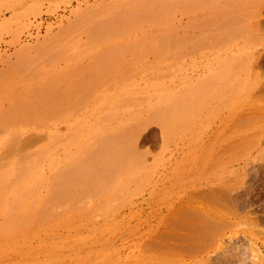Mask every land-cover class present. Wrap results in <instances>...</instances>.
Here are the masks:
<instances>
[{
	"label": "rangeland",
	"instance_id": "1",
	"mask_svg": "<svg viewBox=\"0 0 264 264\" xmlns=\"http://www.w3.org/2000/svg\"><path fill=\"white\" fill-rule=\"evenodd\" d=\"M0 129V264H264V0H0Z\"/></svg>",
	"mask_w": 264,
	"mask_h": 264
},
{
	"label": "bare ground",
	"instance_id": "2",
	"mask_svg": "<svg viewBox=\"0 0 264 264\" xmlns=\"http://www.w3.org/2000/svg\"><path fill=\"white\" fill-rule=\"evenodd\" d=\"M123 95H126V92H125V94H124V92H123ZM139 95H140V94H139ZM125 97H126V96H125ZM125 97H124V99H121V100H120V101H121V104H120V105H119V104H118V105L115 104V106H116V107H117V106H122V105H124V104H122L123 102H126V101L128 102V101L131 100L130 98H129V99H130V100H129V99H126V98H128V97H126V98H125ZM136 97H137V94H136ZM141 97H142V96H141ZM145 97H146V96H145ZM145 97H144V98L142 97V98H143L144 100L147 101L148 98L146 97V98H147V99H146ZM133 98H134V97H133ZM143 99H142V101H143ZM112 100H113V99H112ZM123 100H126V101H123ZM138 100H139V96H138ZM153 100H154V99H153ZM113 101H115V100H113ZM116 101L118 102L119 100L116 99ZM120 101H119V102H120ZM122 101H123V102H122ZM131 101H132V100H131ZM146 101H145V102H146ZM143 102H144V101H143ZM112 103H113V106H110V107L113 108V107H114V102H112ZM132 103H133V102H132ZM134 104H135V103H134ZM142 104H143V103H142ZM142 104H141V105H142ZM145 104H146V103H145ZM153 104H154V103H153ZM127 105H128V104H127ZM129 105H132V104H129ZM135 105L138 106L139 104H135ZM143 105H144V104H143ZM147 105H148V104H147ZM106 106H107V105H106ZM106 106H104V109L107 108ZM137 106H135V107H137ZM150 106H151V105H150ZM47 107H48V106H47ZM124 107H125V106H124ZM126 107H127V106H126ZM131 107H132V106H131ZM131 107H130V108H131ZM142 107H143V106H142ZM142 107L140 106V108H142ZM175 107H177V106H175ZM175 107L173 106V108H175ZM145 108H147V107H145ZM173 108H172V109H173ZM107 109H108V108H107ZM107 109H105V111H106ZM110 109H111V108H109L108 110H110ZM125 109H126V108H125ZM132 109L134 110L135 108H131V110H132ZM136 109L140 110V109H139V106H138ZM143 109H144V108H143ZM159 109H161V108H159ZM162 109H163V108H162ZM165 109H166V107H165ZM172 109H171V110H172ZM177 109H178V108H177ZM179 109H180V108H179ZM112 110H114V109H112ZM117 110H121V109H117ZM149 110L151 111V109H149ZM149 110H148V111H149ZM46 111H47V110H46ZM126 111H127V110H126ZM156 111H158V109H156ZM163 111H164V109H163ZM163 111H162V112H163ZM182 111H184L183 108H182ZM182 111H181V112H182ZM108 112H109V111H106V112H105L106 115L108 114ZM128 112H129V111H128ZM128 112H125V114L128 113ZM131 112H132V111H131ZM143 112H144V111H143ZM143 112H142V113H143ZM153 112H154V111H153ZM160 112H161V111H160ZM110 113H111V112H110ZM123 113H124V112H121V115H120V113H118V114L122 117V116H124V115H122ZM132 113H133V112H132ZM139 113H140V111H139ZM155 113H156V112H155ZM155 113H154V114H155ZM182 113H183V112H182ZM100 114H101V113H100ZM118 114H116V115H118ZM133 114H134V113H133ZM152 114H153V113H152ZM154 114H153V115H154ZM160 114H161V113H160ZM173 114H174V113H173ZM175 114H176V112H175ZM116 115H115V116H116ZM119 115H118V116H119ZM140 115H141V114H140ZM147 115H148V114H147ZM156 115H157V114H156ZM91 116H92V115H91ZM103 116H105V115H103ZM115 116H113V117L115 118ZM120 116H119V118H120ZM126 116H127V115H126ZM136 116L138 117V114H137ZM136 116H135V117H136ZM141 116H142V115H141ZM165 116H166V115H165ZM182 116H183V115H182ZM99 117H100V116H99ZM99 117H98V118H99ZM130 117H131V116H130ZM132 117H133V116H132ZM135 117H134V118H135ZM154 117H155V116H154ZM160 117H162V116H160ZM160 117H159V120L162 119V118H160ZM163 117H164V116H163ZM175 117L178 118L177 114L175 115ZM101 118H102V116H101ZM105 118H106V116H105ZM110 118H111V115H110ZM116 118H117V117H116ZM116 118L113 119V120L116 121ZM134 118H132V119H134ZM155 118H157V117H155ZM166 118H167V117H166ZM171 118H172V117H171ZM107 119H109V118H107ZM111 119H112V118H111ZM173 119H174V118H173ZM178 119H179V118H178ZM123 120H124V119H123ZM123 120H122V121H123ZM155 120H158V119H155ZM165 120H167V119H165ZM108 121H109V120H108ZM118 121H119V120H118ZM171 121H172V120H171ZM102 122H103V119H102ZM102 122H101V123H102ZM105 122H106V121H105ZM156 122H158V121H156ZM95 123L97 124L96 121H95ZM101 123H100V124H101ZM116 123H117V122H116ZM43 124H44V123H43ZM79 124H80V123H79ZM104 124H105V123H104ZM118 124H119V123H118ZM138 124H140V123H138ZM156 124H157V123H156ZM162 124H163V123H162ZM40 125H42V124H40ZM98 125H99V124H98ZM98 125H96V126H98ZM135 125H136V123H135ZM165 125H166V124H165ZM169 125H170V123H169ZM8 126H9V124H8ZM42 126H43V125H42ZM76 126H77V125H76ZM80 126H81V125H80ZM104 126H105V125H104ZM129 126H130V125H129ZM137 126H138V125H137ZM9 127H10V126H9ZM9 127H8V128H9ZM116 127H117V126H116ZM116 127H115V128H116ZM120 127H121V126H120ZM124 127H126V124H125ZM133 127H134V126H133ZM166 127H167V126H166ZM8 128H7V129H8ZM82 128H83V127H82ZM127 128H128V127H127ZM136 128H137V127H136ZM162 128H163V127H162ZM167 128H168V127H167ZM167 128H166V129H167ZM7 129H5V130H7ZM72 129H73V128H72ZM102 129H103V128H102ZM104 129H105V127H104ZM121 129H123V127H122ZM40 130H41V129H40ZM40 130H39V131H40ZM45 130H46V129H45ZM81 130H82V129H81ZM126 130H127V129H126ZM16 131H17V130H16ZM115 131H116V130H115ZM122 131H123V130H122ZM0 132L2 133V130H1V129H0ZM18 132H20V131H18ZM18 132L16 133V134H18V135L12 134V132H10L11 135H13V136L10 135V137L13 138V141H12L11 139H9V140H5V143H4V144H5V148H6V147H7V148H8V147L11 148L12 144H14V145L16 146V144H17L16 142H18V141L20 142V140L22 139V136L25 135V134L18 133ZM7 133L10 134L9 132H7ZM44 133L47 134L45 131H44ZM50 133H51V132H50ZM99 133H100V132H99ZM99 133L97 134L98 136H99ZM112 133H114V131H112ZM115 133L117 134V132H115ZM122 133H123V132H122ZM20 134H21V137L19 136ZM33 134H35V133H33ZM38 134H39V138H37V137H36V138L39 139V142H42V141L40 140V136H41V139L45 138L46 136L42 137V135H44L42 132L37 133V136H38ZM40 134H41V135H40ZM70 134H71V133H70ZM82 134H83V133H82ZM116 134H113V135H116ZM119 134H120V133H119ZM35 135H36V134H35ZM68 135H69V134H68ZM68 135H66L67 138H68ZM92 135H93V134H92ZM100 135H102V134H100ZM18 136H19V137H18ZM26 136H27V134H26ZM59 136H60V135H59ZM71 136H73V134H72ZM111 136H112V134H111ZM14 137L16 138V140H18V139H20V138H21V139L15 142V140H14L15 138H14ZM73 137H74V136H73ZM17 138H18V139H17ZM56 138H58V136H56L55 134H52V133H51V134H47V137L44 139V140H47V142H45L46 144L43 142L44 145L41 146V144H42V143H41L40 146H41L42 148L44 147L45 150H46V147H47V146H50V147H51V146H57V142L60 141L61 139H64V138H61L60 140H58V139L56 140ZM100 138H101V137H100ZM115 138H116V137H115ZM115 138H114V139H115ZM120 138H121V137H120ZM6 139H7V138H6ZM65 139H66V137H65ZM70 139H71V138H70ZM95 139L98 140V138H95ZM10 140H11V142H13V143L11 144V146H9V144L7 143V142L10 141ZM27 140H28V139H27ZM30 140H31V139H30ZM77 140H78V139H77ZM86 140H87V139H86ZM89 140L92 141V142L95 141V140H91V139H89ZM102 140H103V139H102ZM21 141H22V140H21ZM61 141H62V140H61ZM68 141H69V140H68ZM112 141H113V140H112ZM117 141H118V139H117ZM92 142H91V143H92ZM98 142H99V140H98ZM20 143H21V142H20ZM20 143H18V145H19ZM22 143H23V141H22ZM87 143H88V142H87ZM87 143H85V145H86ZM2 144H3V143H2ZM4 144H3V145H4ZM6 144H7V146H6ZM89 144H90V143H89ZM96 144H98V143H96ZM96 144H95V145H96ZM99 144H100V143H99ZM109 144H113V143H109ZM109 144L106 143V148H109V146H110ZM14 145H13V146H14ZM23 145H25V144H23ZM65 145H66V144H65ZM102 145H103V144H102ZM102 145H100L99 147H101ZM107 145H109V146L107 147ZM115 145H116V144H115ZM117 145H118V144H117ZM15 146H14V147H15ZM20 146H22V145H20ZM20 146H19V147H20ZM59 146H60V145H59ZM73 146H74V145H73ZM78 146H79V145H78ZM83 146H84V143H83ZM86 146H88V145H86ZM104 146H105V145H104ZM111 146H113V145H111ZM111 146H110V147H111ZM1 147H4V146H1ZM16 147H17V146H16ZM16 147H15V148H16ZM41 147H40V148H41ZM50 147H49V148H50ZM114 147H115V146H114ZM117 147H118V146H117ZM119 147H120V146H119ZM5 148L3 149L4 151L12 150V149H10V148H9V149H5ZM12 148H13V147H12ZM15 148H13V149L15 150ZM22 148H23V147H22ZM42 148H41V150H42ZM49 148H48V149H49ZM55 148H56V147H55ZM96 148H97V147H96ZM104 148H105V147H104ZM111 148H112V147H111ZM126 148H127V145H126ZM0 149H1V148H0ZM56 149H58V148H56ZM113 149H114V148H113ZM128 149H129V148H128ZM1 150H2V149H1ZM14 150H13V151H14ZM16 150L18 151L19 148H17ZM24 150H25V148H24ZM27 150H29V149H27ZM37 150H38V149H37ZM37 150H34V151L36 152ZM43 150H44V149H43ZM43 150H42V152H45V150H44V151H43ZM90 150H91V149H90ZM92 150H93V149H92ZM100 150L102 151L103 149H99L98 151H100ZM104 150H105V149H104ZM104 150H103V151H104ZM109 150H110V148H109ZM116 150H117V149H116ZM13 151H11V152H12V153H15V151H14V152H13ZM47 151H48V150H47ZM52 151H53V150H52ZM55 151H56V150L54 149V151H53L52 153H50V154L53 155V153H54ZM101 151H100V152H101ZM103 151H102L101 153L99 152V153H100L99 155L97 154L98 152L96 151V154L98 155V157L101 156V158H100V157H99V158H100L102 161H104V160L107 161L106 158H107L108 154L106 155V152H105V151H104V152H105V154H104ZM111 151H112V150H111ZM129 151H130V149H129ZM11 152H10V154H11ZM19 152H20V151H19ZM21 152H22V150H21ZM24 152H25V151H24ZM24 152H23V154H24ZM30 152H31V151H30ZM42 152L38 154V155H39V158H40L41 154H43ZM56 152H57V151H56ZM56 152H55V153H56ZM89 152H90V151H89ZM89 152H88V153H89ZM113 152H114V151H113ZM4 153L6 154V152H4ZM16 153L18 154V152H16ZM27 153H28V152H27ZM31 153H32V152H31ZM37 153H38V152H37ZM45 153H46V152H45ZM48 153H49V152H48ZM55 153H54V154H55ZM0 154H1V152H0ZM5 154H4V156H5ZM7 154H8V156H11V155H12V154L9 155V152H8ZM7 154H6V155H7ZM23 154H22V155H23ZM34 154H35V153H34ZM50 154H47V155L50 157ZM96 154H95V155H96ZM103 154H104V155H103ZM13 155H14V154H13ZM24 155H26V154H24ZM43 155H44V154H43ZM89 155H90V154H89ZM105 155H106V156H105ZM109 155H110V154H109ZM2 156H3V151H2ZM4 156L1 157L2 160H3L4 158H6V157H4ZM19 156H21V155H19ZM26 156H27V155H26ZM26 156H25V157H26ZM35 156H37V155H35ZM56 156H57V155H55L54 157H56ZM102 156H105V157H104V158H105L104 160L102 159V158H103ZM110 156H111V155H110ZM130 156H131V154H130ZM130 156H129V157H130ZM13 157H15V156H13ZM27 157H28V156H27ZM37 157H38V156H37ZM49 157H46V161H47V158L49 159ZM96 157H97V156H96ZM96 157H95V158H96ZM7 158H8V157H7ZM9 158H10V157H9ZM15 158H16V157H15ZM21 158H22V156H21ZM21 158H20V159H21ZM50 158H51V157H50ZM87 158H88V157H87ZM1 159H0V161H2ZM10 159H11V158H10ZM16 159L18 160V158H16ZM26 159H27V158H26ZM37 159H38V158H37ZM85 159H86V158H85ZM107 159H108V158H107ZM8 160H9V159H8ZM17 160H16V163H17ZM24 160H25V159H24ZM42 160H43V159H42ZM42 160L40 159V163H41ZM53 160H54V158H53ZM60 160H61V159H60ZM80 160H81V159H80ZM10 161H11V160H10ZM56 161H57V160H56ZM82 161H83V159H82ZM82 161H81L80 164H83V163H84V162L82 163ZM84 161H85V160H84ZM95 161H96V160H95ZM102 161H96V162H99V163L101 164V163H103ZM109 161H110V160H109ZM3 162H4V161H3ZM3 162H2V164H3ZM7 162H8V161H7ZM18 162H20V160H19ZM23 162H24V161H23ZM31 162H33V161H31ZM31 162H30V159H29V162H28V163H30V164L32 165ZM52 162H53V164H55L54 161H52ZM57 162H58V161H57ZM79 162H80V161H79ZM86 162H87V161H86ZM110 162H111V161H110ZM21 163H22V162H21ZM44 163H45V162H44ZM73 163L75 164V162H73ZM106 163H107V162H104V168H101L102 166H98V167H99L100 169H102V170H103V169H105V170L108 169V170H109L110 168H114V169L116 168L115 164H113L114 167L112 166V164L109 165V166H112V167L109 168L108 164H106ZM0 164H1V163H0ZM18 164H19V163H17V165L15 166V168H16V167L19 168ZM23 164H24V163H23ZM56 164H57V163H56ZM56 164H55V166H56ZM84 164H86V163H84ZM93 164H95V162H94ZM100 164H99V165H100ZM109 164H110V163H109ZM117 164H118V163H117ZM6 165H7V164H6ZM13 165H14V163H13ZM13 165H12V166H13ZM41 165H42V164H41ZM97 165H98V164H97ZM101 165H102V164H101ZM105 165L108 166L107 169L105 168ZM77 166H78V165H76V167H77ZM80 166H81V165H80ZM92 166H93V165H92ZM107 166H106V167H107ZM118 166H119V165H118ZM3 167H4V166H2V168H3ZM20 167H22V165H21ZM25 167H26V166H25ZM25 167H24V168H25ZM29 167H30V166H29ZM29 167H28V168H29ZM53 167H54V165H53ZM0 168H1V166H0ZM18 168H17L16 170H19ZM24 168H23V170L26 169V168H25V169H24ZM47 168H48V167H47ZM47 168H46V169H47ZM68 168H70V167H68ZM68 168H67V169H68ZM73 168H75V167L73 166ZM77 168H79V167H77ZM81 168H82V167H81ZM81 168H80V169H81ZM89 168H90V166H89ZM31 169H32V167H31ZM70 169H71V168H70ZM75 169H76V168H75ZM75 169H74L73 171H76ZM84 169H85V168H84ZM0 170H1V169H0ZM16 170L14 171V174H15V172L17 173ZM28 170H29V169H28ZM48 170H49V169H48ZM51 170H52V169H51ZM51 170H49V171H51ZM62 170H63V169H62ZM81 170H83V168H82ZM90 170H91V169H90ZM110 170H113V169H110ZM110 170H109V171H110ZM19 171H21V169H20ZM73 171H70V172L75 173V172H73ZM79 171H80V170H77L76 174H77ZM84 171H86V169H85ZM97 171H98V170H97ZM109 171H108V172H109ZM10 172H11V171H10ZM22 172H23V171H22ZM43 172H44V171H43ZM53 172L55 173V174H53V175H56L55 177H57V174H56L57 172H55V171H53ZM68 172H69V171H68ZM70 172H69V174H70ZM102 172H105L104 175H106V171H100L99 175H100ZM110 172H112V171H110ZM18 173H19V172H18ZM18 173L16 174L17 177L14 175V176L16 177V179H17V180H16V183H18V182L20 181V179L23 177V174H21V172H20L21 176H19ZM26 173H27V172H25V174H26ZM49 173H50V172H49ZM66 173H67V172H66ZM72 173H71V174H72ZM6 174H7V173H6ZM12 174H13V173H12ZM69 174H68V175H69ZM76 174H75V175H76ZM80 174H81V173H80ZM93 174H94V173H92V175H93ZM108 174H109V173H108ZM115 174H117V173H115ZM3 175H4V174H3ZM8 175H9V173H8ZM48 175H49V174H48ZM48 175H47V176H48ZM73 175H74V174H73ZM75 175H74V176H75ZM78 175H79V174H78ZM88 175H89V174H88ZM92 175H91V176H92ZM102 175H103V174H102ZM104 175H103V176H104ZM4 176H5V175H4ZM10 176H11V175H10ZM10 176H7V177L5 176V177L7 178V180H8V177H9V179L11 180V177H10ZM14 176H13V177H14ZM18 176L20 177V179L18 178ZM47 176H46V177H47ZM60 176H61V174H60ZM74 176H73V177H74ZM76 176H77V175H76ZM85 176H86V175H85ZM85 176H84V177H85ZM96 176L99 177L98 174H96ZM13 177H12V180H15V177H14V179H13ZM24 177H25V176H24ZM24 177H23V179H25ZM55 177H54V178H55ZM66 177H67V176H66ZM71 177H72V176H71ZM97 177H96V179H99V181H100L101 178H97ZM29 178H30V177H29ZM29 178H28V179H29ZM44 178H45V177H44ZM44 178H43V179H44ZM48 178H49V177H48ZM48 178H47V180H48ZM54 178H53V179H54ZM58 178H60V177H58ZM58 178L56 179V181H55V180H53L54 182L52 181V182L54 183V185L56 184L55 182H57L58 180H59V181L61 180V182H62L63 178H64V181L66 180L65 177H62V176H61L60 179H58ZM81 178H82V177H81ZM92 178H93V177H92ZM92 178H91V179H92ZM94 178H95V177H94ZM38 179H39V178H38ZM40 179H41V178H40ZM73 179H74V178H73ZM86 179H87V178H86ZM91 179H89V181H90ZM0 180H4V179L1 178ZM7 180H4V183H5ZM12 180H11V182L9 181V186H11L10 183H13V182H14V181H12ZM29 180H30V179H29ZM47 180H46V182H47ZM70 180H71V179H70ZM76 180H77V178H76ZM76 180H75V181H76ZM82 180L84 181V179H82ZM92 180H93V179H92ZM105 180H106V179H105ZM17 181H18V182H17ZM30 181H31V180H30ZM40 181H41V180H40ZM66 181H67V180H66ZM75 181L73 180V181H70V182H75ZM102 181H103V180H102ZM102 181H101V182H102ZM7 182H8V181H7ZM21 182H22V179H21V181H20V184H21ZM37 182L39 183V181H37ZM37 182H36V180H35L34 183L36 184ZM44 182H45V181H44ZM44 182H43V183H44ZM46 182H45V186H46ZM61 182H60V183H61ZM68 182H69V180H68ZM70 182H69V183H70ZM78 182H79V181H78ZM81 182H82V181H81ZM97 182H98V181H97ZM103 182H104V181H103ZM105 182H106V181H105ZM34 183H32V184L34 185ZM40 183H41V182H40ZM53 183H52V184H53ZM66 183H67V182H66ZM89 183H90V182H89ZM0 184L3 185V186L0 185L1 187H3L2 190L0 189V193L2 194L3 190L5 189V190L7 191L8 188H7V184H6V186H4L3 181H1ZM13 184H14V183H13ZM26 184H29V182H27ZM41 184H42V183H41ZM58 184H59V183H58ZM58 184H57V185H58ZM62 184L65 185V183H62ZM62 184H61V185H62ZM72 184H73V183H72ZM75 184H78V183H75ZM99 184H100V182H99ZM18 185H19V183H18ZM54 185H53V186H54ZM61 185H60V186H61ZM90 185H91V184H90ZM94 185H95V184H94ZM103 185H104V183L102 184V186H103ZM105 185H106V184H105ZM105 185H104L103 187H105ZM12 186H13V185H12ZM42 186H43V185H42ZM47 186H48V185H47ZM47 186H46V189L49 187V186H48V187H47ZM53 186L51 185V187H49V188H51L52 190H54L55 187H56V188L59 187L58 189H60V186H59V185H58V186H54V188H53ZM66 186H67V185H66ZM102 186H101V187H102ZM1 187H0V188H1ZM20 187H21V186H20ZM34 187H35V186H34ZM62 187H63V186H62ZM71 187H72V186H71ZM80 187H81V186H80ZM80 187H78V188H80ZM82 187H83V186H82ZM90 187H91V186H90ZM95 187H96V186H94V188H95ZM97 187H98V185H97ZM97 187H96V188H97ZM103 187H102V188H103ZM6 188H7V189H6ZM14 188H15V187H14ZM31 188H32V187H31ZM68 188H69V187H68ZM78 188H77V189H78ZM92 188H93V187H92ZM98 188H99V187H98ZM23 189H24V186H23ZM23 189H19V190L21 191V190H23ZM25 189H26V188H25ZM25 189L23 190V191H24V194H25V192H26ZM27 189H28V188H27ZM33 189H34V188H33ZM58 189H57V190H54V191L59 192ZM105 189H106V187H105ZM5 190H4V191H5ZM12 190H13V189H12ZM17 190H18V189H17ZM17 190H16V191H17ZM29 190H30V189H29ZM41 190H42V189H41ZM41 190H38V191H40L39 193H41ZM52 190L50 191V189H49V191H48L47 193H50V192L52 193ZM100 190H101V189H100ZM30 191H31V190H30ZM30 191H29V192H30ZM34 191H35V190H34ZM63 191H64V190H63ZM65 191H68V192H69V189H68V190H65ZM75 191H76V190H75ZM102 191H106V190L102 189ZM102 191H100L99 193H97V195L102 194V196H103V193H101ZM31 192H32V191H31ZM60 192H62V190H61ZM80 192H81V190H80ZM83 192H85V190H84ZM96 192H97V191L95 190L94 193L96 194ZM4 193H6V192H4ZM7 193H8V192H7ZM12 193L14 194V191H13ZM16 193H17V194H18V193L20 194V192H16ZM22 193H23V192H22ZM22 193H21V194H22ZM27 193H28V191H27ZM51 193H50V194H51ZM62 193H63V192H62ZM62 193H61V194H62ZM64 193L66 194V192H64ZM69 193H70V192H69ZM73 193H74V192H73ZM1 194H0V195H1ZM21 194H20V196L22 197L23 194H22V195H21ZM37 194H38V193H37ZM55 194H56V192H55ZM57 194H59V193H57ZM65 194H64V196H69V197H71V196H72V197L75 196V195H72V192H71V195H67L68 193H67L66 195H65ZM83 194H85V193H83ZM9 195H10V194H9ZM11 195H12V194H11ZM48 195H49V194H48ZM51 195H52V194H51ZM51 195H50V198L52 197ZM81 195H82V193H81ZM2 196H4V195H2ZM12 196H13V195H12ZM12 196L10 197L11 200H13ZM20 196H19V198L22 200V198H21ZM33 196H34V194H33ZM36 196H37V195H35V197H36ZM55 196H56V195H55ZM55 196H53V198H54ZM78 196H80L79 193H78ZM86 196H88V195L86 194ZM99 196H100V195H99ZM6 197H7V196H6ZM24 197H25V196L23 195V198H24ZM42 197H43V195H42ZM57 197H58V199H59V198H60V194H59V196H57ZM75 197H76V196H75ZM83 197L85 198V195H84V196L82 195L81 198H83ZM88 197H89V196H88ZM7 198H8V197H7ZM14 198H15V202H14V200H13V203L10 202V205H11V203H12V206L15 207V209H16V208H17V205H16V204L19 203V200H20V199L18 198V195H14ZM28 198H29V197H28ZM32 198H33V197H32ZM61 198H63L62 195H61ZM61 198L59 199V200H61V201H63V200L65 199V197H64L63 200H62ZM76 198H78V197H76ZM96 198H97V197H96ZM10 199H8V200H10ZM24 199H26V198H24ZM41 199H42V198H41ZM41 199H40V200H41ZM51 199H52V198H51ZM71 199H73V198H71ZM0 200H1V199H0ZM11 200H10V201H11ZM17 200H18V201H17ZM21 200H20V202H23V203H20V205H21V204H24V201H23V200L21 201ZM35 200H36V199H35ZM53 200H54V199H53ZM66 200H68L67 203L69 202L70 205H71V200L69 201V198L66 199ZM81 200H82V199H81ZM2 201H3V200H2ZM36 201H37V200H36ZM41 201H42V200H41ZM73 201H74V200H73ZM17 202H18V203H17ZM37 202H38V201H37ZM58 202H59V201H58ZM58 202H57V203H58ZM65 202H66V201H65ZM65 202H64V203H65ZM7 203H9V202L7 201ZM35 203H36V202H35ZM38 203H39V202H38ZM69 203H68V204H69ZM74 203H75V202H74ZM3 204H4V203H3ZM5 204H6V203H5ZM5 204H4V205H1V204H0V205H1L0 208H1L2 206H5ZM26 204H27V203H26ZM31 204H34V201L31 202ZM36 204H37V203H36ZM55 204H56V203H55ZM72 204H73V203H72ZM10 205H8V207H9ZM14 205H15V206H14ZM29 205H30V204H29ZM37 205H38V204H37ZM40 205H43V206H44V204H42V203H40ZM40 205H39V206H40ZM57 205H58V204H57ZM57 205H56V206H57ZM6 206H7V205H6ZM6 206H5V207H6ZM12 206H10V207H12ZM22 206H24V205H22ZM34 206H35V205H34ZM34 206L32 207V205H31L29 208H30V209H32V208L35 209L36 206H35V207H34ZM39 206H38V207H39ZM66 206L68 207V205H66ZM8 207H7V208H8ZM10 207H9V208H10ZM19 207H21V206H19ZM31 207H32V208H31ZM44 207H45V206H44ZM54 207H55V206H54ZM54 207H53V208H54ZM58 207H59V205H58ZM2 208H3V207H2ZM7 208H6V210H4V211H5L4 213L7 215V218H8V219H7V218H6V219H5V218H1L0 223H1L3 226L0 225V226H2V227H0V229H1V228H3V229L6 228V227H4V226L7 225L6 223L10 224L9 226H11V223H10V222H6V223H5V220H7V221L9 220V221H10L11 219H13V215H15V218L17 217L16 215H17L18 212L16 213V210H15V209H14L15 211L12 212L13 209H11V208H10V209H7ZM42 208H43V207H42ZM42 208H40V209H42ZM19 209H20V208H19ZM34 209H33V211L31 210V211L28 212V213H29V214H30V213H33V212H34ZM36 209H37V207H36ZM36 209H35V210H36ZM45 209H46V207H45ZM0 210H1V209H0ZM8 210H9V211H8ZM10 210H11V211H10ZM27 210H28V208H27ZM17 211H19V210H17ZM20 211H21V210H20ZM20 211H19V212H20ZM39 211H40V210H38V212L35 211V213L37 212V216L39 215V213L42 212V211H41V212H39ZM6 212H8V213H6ZM9 212H10V214H9ZM25 212H26V210H25ZM25 212H24V214H25ZM43 212H45V210H44ZM12 213H13V214H12ZM20 213H21V212H20ZM22 213H23V212H22ZM24 214L20 215V216H21V219H22V217H23ZM9 215H11L12 217H9ZM25 215H27V212H26ZM31 216H32V215H31ZM1 217H2V216H1ZM10 218H11V219H10ZM15 218H14V219H15ZM17 218H18V217H17ZM19 218H20V217H19ZM19 218H18L17 220L20 221L21 219H19ZM24 218H25V216H24ZM27 218H29V216H26L25 219L27 220ZM2 220H4V222H3ZM11 221H12V220H11ZM15 221H16V220H15ZM19 221H18V222H19ZM18 222H15V223H18ZM3 223H4L5 225H4ZM19 223H21V221H20ZM19 223H18V225H19ZM18 225H17V226H18ZM7 226H8V225H7ZM9 226H8V227H9ZM19 226H20V225H19ZM8 227H7V228H8ZM12 227H13V226H12ZM15 227H16V226H15ZM15 227H14V228H15ZM6 230H7V229H6ZM2 231H3V230H2ZM4 231H5V229H4Z\"/></svg>",
	"mask_w": 264,
	"mask_h": 264
}]
</instances>
